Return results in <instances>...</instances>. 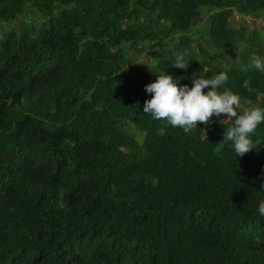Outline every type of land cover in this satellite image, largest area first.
I'll use <instances>...</instances> for the list:
<instances>
[{
    "label": "trees",
    "instance_id": "trees-1",
    "mask_svg": "<svg viewBox=\"0 0 264 264\" xmlns=\"http://www.w3.org/2000/svg\"><path fill=\"white\" fill-rule=\"evenodd\" d=\"M235 14L264 0H0V264H264V34Z\"/></svg>",
    "mask_w": 264,
    "mask_h": 264
},
{
    "label": "rangeland",
    "instance_id": "rangeland-1",
    "mask_svg": "<svg viewBox=\"0 0 264 264\" xmlns=\"http://www.w3.org/2000/svg\"><path fill=\"white\" fill-rule=\"evenodd\" d=\"M31 17V18H30ZM39 18V15L33 10V9H27L25 14H23L19 19L16 21L17 23L21 21H28L29 19H32V21H36V19ZM234 22L237 21H243L245 20L248 24L249 30H255L256 33L259 34H264V18L260 17H255L252 15H240V14H235L234 15ZM0 28H2L0 26ZM207 28H208V23H207V16L204 14L201 18H197L193 22V26L190 30V34L195 37V38H201L205 41V43L210 47V44L207 39ZM152 48V47H151ZM211 48V51L219 54L223 53L228 59L232 60L235 57H237L240 54V48L238 49H215ZM155 49V46L153 47V50ZM141 59H144V55H142ZM214 110H207L201 113L198 116H195L194 119H199L203 122H209L213 119L214 117ZM131 131L134 132L135 134L139 135V132L132 127H130Z\"/></svg>",
    "mask_w": 264,
    "mask_h": 264
}]
</instances>
